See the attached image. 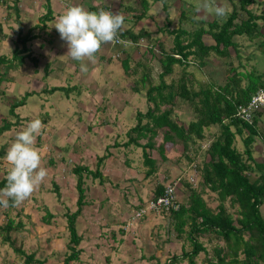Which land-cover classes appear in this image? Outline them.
Listing matches in <instances>:
<instances>
[{"label": "rangeland", "instance_id": "374dc122", "mask_svg": "<svg viewBox=\"0 0 264 264\" xmlns=\"http://www.w3.org/2000/svg\"><path fill=\"white\" fill-rule=\"evenodd\" d=\"M71 1L75 0H19L18 2L21 34L26 33L30 28L32 37L26 40L25 45L30 48L35 60L25 56L20 65L11 69L4 67L1 69L4 77L0 82V117L15 122V125L0 135V144L6 143L8 150L17 133L23 130L31 120L37 118L42 120L45 130L37 138L35 147L41 154L42 166L47 169L48 175L32 196L21 205L11 208L0 206V225H3L8 217L13 221L19 219L23 222V226L10 233V236L15 238L16 245L19 244L25 253L32 252L42 264L64 263V256L70 252L66 247L68 231L64 213L73 211L76 207L75 180H72L74 177L71 174L69 175L72 179L63 180L62 173L54 171L55 164L49 166L45 160L56 154L66 157V154L69 156L68 154L71 153L73 161L80 160V163L90 170L98 168L108 176L83 177L82 187L87 202L81 206L82 213L76 217L74 224L76 233L81 237L76 245L80 251L68 264H165L171 254H180L181 251L189 249L190 244L184 236L185 233L175 236V232L166 225L165 213H146L137 219H130L132 223L130 226L133 228H130L132 231H127L131 235L127 234L122 238L118 231V221H120L119 226L124 224L134 209L129 214L119 199H122L121 195L128 197L134 196L135 193H146L149 196L153 182L158 177L162 179V176L165 177L164 181L169 180L174 186L176 200L185 199L188 192L186 193L185 187L179 184V178L186 179L192 186L196 185L198 174H193L194 163L201 161L202 151L200 150L206 148L216 126L211 125L206 131L204 130V141H194L192 150L196 147L199 149L195 153L192 151L195 155L192 154L189 160L181 156L180 142L172 146L167 145L165 160L159 159L156 149L148 150L150 156L157 159L155 165L160 167L159 171L164 173H161L162 176L152 173L145 181H141L140 178L137 180L131 178L125 171V165L119 161L122 162V158L126 156L127 159L133 160V163L130 162L131 167L141 172V168L137 167L138 161L142 159L141 147L134 144L128 145L125 149L119 148L120 145L111 146V136H115V132L120 129L121 136L118 135V140L123 141L125 139L123 132L133 126L136 121L135 112L147 109L148 103L143 90L139 88L136 92L133 91L132 86L136 79L144 70H147L151 83L156 84L158 81L159 53L153 39L160 40L165 47H168L171 41L167 33L158 30L164 20L161 1L76 0L74 3ZM91 1L98 6L105 5L106 10L110 12L123 14L126 19L122 29L131 27L132 31H138L141 28L149 33L150 38H142L134 45L118 48L104 44L97 53L94 64L87 60L83 62L87 64L88 71L82 72V62L68 55L67 43L61 40L54 24L68 7L76 5L86 9ZM139 1L142 3L146 1L147 10L139 21L133 22L132 15L141 9ZM230 1L237 0H215V3L226 6L229 11ZM256 1L258 3L254 2L248 7H252L254 12L264 10V0ZM70 2L71 4L68 5ZM202 2L203 0H164L170 20L169 27L177 26V17L181 9L187 11L185 13L187 16L195 14L197 17L211 19V16L215 15L211 10L197 11ZM46 11H49L51 16L38 22V17ZM14 16L15 13L8 4L0 5V25L6 36L0 40V53L7 58L11 57V49L14 47L15 34L12 32L17 27ZM259 23L264 26V19H259ZM183 26L189 27L188 24ZM263 34L264 30L261 35L256 36L254 41L248 40L243 35L240 37H242L241 42L246 45L243 50V54L247 56L244 58L246 68L252 69L254 73L261 74L264 78ZM202 39L204 43H212L207 35H204ZM148 48L150 51H147ZM122 50L125 51L124 55ZM118 52L120 54L116 58L115 53ZM124 57L128 65L127 71L123 66L122 58ZM137 61L139 65L135 67ZM218 61V59L213 60L209 66L202 69L188 66L187 70L192 71L195 78L202 82L207 81L209 75L219 81V76L223 74V65ZM178 69L174 66L171 74L164 77L165 80L176 78ZM51 86L61 88L48 91L47 88ZM22 96H24L23 103L14 109L18 118L16 114L13 115L14 117L9 116L8 103L17 101ZM95 111H97L96 114ZM261 113L257 122L260 126L264 124V109ZM179 118L177 122L183 121L185 126L186 113ZM88 122H92L91 126L87 125ZM160 139L161 135L158 133L154 143ZM114 140L118 143L117 138ZM143 141L144 139H139L140 143ZM66 144L70 146L68 151ZM105 144L107 149L101 150L100 146ZM235 146L242 150L241 137H235ZM60 147L64 148L60 149ZM263 150L264 145L260 139H255L251 153L255 161H261ZM89 151L100 154L102 158L98 163ZM163 155L165 156L164 153ZM61 157L55 158V162L59 163ZM1 161L3 168L0 171V178L5 174L3 170L9 171L11 168L6 160V154ZM168 174L171 175L169 179ZM152 179L155 180L152 182ZM54 180L59 183L58 194L53 190ZM204 196L207 199L206 204L213 209L218 202L216 196L212 193ZM148 199L146 196L144 201L147 203ZM33 206L34 208H30ZM226 209L232 212V208L228 205ZM17 210L19 214L16 216ZM47 212L53 217H46ZM259 212L264 217V199L259 206ZM41 217L49 220L42 222ZM153 225H155L154 228ZM110 232L112 235L109 234ZM1 234L3 233L0 230V264H22V255H18L9 244L1 241ZM198 239L204 244L208 255L215 243L223 244L212 235H202ZM203 257V252H199L194 263L205 264ZM176 264H186V261L181 260Z\"/></svg>", "mask_w": 264, "mask_h": 264}, {"label": "trees", "instance_id": "16d2710c", "mask_svg": "<svg viewBox=\"0 0 264 264\" xmlns=\"http://www.w3.org/2000/svg\"><path fill=\"white\" fill-rule=\"evenodd\" d=\"M160 1L164 20L158 30L167 33L171 41L168 47H165L160 40L153 39L159 53L158 81L156 84L151 83L147 70H144L136 79L132 86L133 91L136 92L139 88L143 90L148 103L147 109L135 112L136 121L133 126L123 132L125 135L123 141L118 140L121 136L119 129L112 137V142L115 141L116 144H113L120 145L122 149L130 144L141 147V158L145 167L144 176L147 177L155 170V162L148 150L156 149L159 157L165 159L163 153L167 150V145L172 146L180 142V154L189 160L193 154L192 151L195 153L199 149L196 147L192 150L194 141H204V130L215 125L216 130L211 133L206 148L200 150L202 151L201 161L194 163L193 174H198L196 185L192 186L186 179L179 178V184L185 187L186 193L188 192L185 199L177 201L174 194L171 203L176 205L175 208L169 206L168 210L145 211L143 215L148 212L165 213L167 215L166 225L172 232H175L174 235L178 237L185 233L184 236L190 244L189 249L181 251L180 254H171L166 260L168 264H176L181 260H185L186 264H195V257L199 252H203L202 260L205 264H264V217L259 212V206L264 199V150L261 161H255L251 154L255 139H260L264 145V124L260 126L257 123L264 105L256 110L253 109L248 120L238 113L239 107L245 106L257 89H264L263 76L246 68L244 61L246 55L243 54L246 45L241 42L242 37H240L243 35L248 40L254 41L256 36L263 33L264 26L259 23V19H264V10L254 12L252 7L247 8L254 2L258 3L256 0L230 1V10L226 17L218 18L214 15L208 19L197 17L195 14L187 16L185 14L187 11H183L180 7L177 26L169 27L167 5L164 0ZM18 2L19 0H0V5L8 4L13 9L14 21L17 23V27L12 32L15 34V39L11 57L7 58L0 53V82L4 77V72L1 71L3 67L11 69L20 65L25 56L35 60L30 48L25 45L26 40L32 37L30 28L29 31L21 34ZM139 2L141 9L132 15L133 22L139 21L147 10L146 1ZM100 7V5H92L86 10L98 12L101 10ZM50 16L51 13L46 11L38 17V22ZM186 24L189 27L183 26ZM204 34L211 37L212 43L207 44L202 41ZM119 35L131 41L133 45L139 39L150 38L147 31L141 28L138 31H132L131 27L122 29ZM262 36L264 37V34ZM5 37L0 25V40ZM147 51L150 49L148 48ZM122 52L125 51L122 50ZM125 59L126 57L122 58L124 69L127 71L128 65ZM216 59L223 65V74L219 76V81L209 75L207 81L202 82L195 78L192 71L187 70L188 66L202 69ZM138 65V61L135 62V67ZM174 66L179 68L176 78L165 80L164 77L171 74ZM59 88L61 87L51 86L47 90L54 91ZM23 101L24 96L8 103V115L16 114L14 113L15 107ZM184 113L187 117L185 126H183V121L182 123L177 122ZM16 117L18 118L17 114ZM13 125L15 122L0 117V135ZM158 133L161 139L154 143ZM236 136L241 137L242 150L235 146ZM116 138L118 143L114 140ZM139 139H144V141L140 143ZM69 147L66 144L67 151ZM63 148L60 147V149ZM6 152L7 144L1 143L0 171L3 168L1 159ZM70 154L69 156L66 154V157L56 154L45 160L49 166L55 164L54 171H60L63 180L70 176L69 174L73 175V180H75L76 207L73 211L64 213L68 231L66 247L70 252L64 256L63 264H68L70 260L76 258L80 251L76 245L81 237L76 233L74 224L76 217L82 213L81 206L84 204L83 177L101 175L98 168L90 170L86 165L81 164L80 160L73 161ZM59 157H61L59 163H56L55 158ZM100 158L102 157H96V163ZM126 159L124 156L122 161ZM3 171L5 174L0 178V189H4L7 185L8 171ZM52 183L53 190L57 193L59 183L55 180ZM158 184L152 189L151 199L162 193L165 184ZM210 193L214 194L218 201L213 209L206 204L207 199L204 196ZM225 203L232 208V212L227 211ZM143 205L144 203H138L135 209ZM8 207H13L10 200ZM46 217L52 218L53 215L47 212ZM46 217H41L40 220L48 221ZM22 226L23 222L19 219L13 221L8 217L6 222L0 225L3 233L1 241L9 244L18 255H22V264H42L32 252L25 253L19 244L16 245L15 238L10 236L11 231L18 230ZM202 235H212L223 244L215 243L208 255L204 244L198 239Z\"/></svg>", "mask_w": 264, "mask_h": 264}, {"label": "clouds", "instance_id": "9594fccd", "mask_svg": "<svg viewBox=\"0 0 264 264\" xmlns=\"http://www.w3.org/2000/svg\"><path fill=\"white\" fill-rule=\"evenodd\" d=\"M202 10H211L218 18L228 15L227 7L217 5L215 0H203L197 8L198 12ZM125 19L120 13L70 6L57 18L54 27L61 40L67 43L68 55L81 61V71L87 72V64L83 62L87 60L94 64L102 45L122 43L119 34ZM44 130L42 120L33 119L17 133L8 148L6 160L11 168L7 174V185L0 190V206L8 207L9 200L13 207L21 205L47 177V169L42 166L41 154L35 147L37 138Z\"/></svg>", "mask_w": 264, "mask_h": 264}, {"label": "crops", "instance_id": "0c3cea01", "mask_svg": "<svg viewBox=\"0 0 264 264\" xmlns=\"http://www.w3.org/2000/svg\"><path fill=\"white\" fill-rule=\"evenodd\" d=\"M76 1V0H75ZM75 1H71V2H75ZM71 2L70 3H68V5H70L71 4ZM92 5H97V4H93V1H91V4H89V5H87L86 6V9L88 8V7H90V6H92ZM76 6V5H75ZM108 6V5H107ZM112 7V6H111ZM248 7V6H247ZM101 9H104V10H106V7H105V5H101V7H100ZM204 35H207V34H204ZM203 35V36H204ZM202 36V37H203ZM207 36H209V35H207ZM210 37V36H209ZM211 38V37H210ZM202 39V38H201ZM203 40V39H202ZM212 40V39H211ZM211 42H209V43H207V44H210ZM130 45H132V44H130ZM125 54V52L123 53V55ZM125 58V57H124ZM97 113V111H95V114ZM92 123V122H91ZM91 123L90 122H88V124L87 125H89V126H91ZM112 137H114V136H111V138ZM111 142H112V140H111ZM113 143H115V141H113L112 143H111V145L112 146H115ZM116 144V143H115ZM107 149V144H105V145H102V146H100V149L102 150V149ZM119 148H121V147H119ZM153 149L154 148H151V151H153ZM128 151H130V149H128ZM90 152V154H91V156L92 157H94V158H96V157H98L100 154H98V152H95V151H89ZM158 152V151H157ZM167 150L164 152V154H165V156L163 157V158H165V157H167ZM150 155V154H149ZM158 155H159V153H158ZM151 157V156H150ZM152 158V157H151ZM153 160H154V162H155V164H156V161H157V159H154V158H152ZM159 159L160 160H165V159H162V158H160L159 157ZM131 160V161H130ZM133 160L132 159H126V160H124V161H122L121 162V160L119 161V163H122L123 165H125V171L128 173V175L131 177V178H133V179H135V180H137V179H139L140 178V180L141 181H145L146 180V178L147 177H149V176H147V177H145L144 176V171H145V167H144V164H143V162H142V159L141 160H139L138 161V163H137V167H140L141 168V172L139 171V170H134L132 167H131V165H130V162H132ZM133 163V162H132ZM155 169L156 170H154L153 171V174L154 173H157L156 175L157 176H159V175H161L162 176V174L161 173H164L163 171H159L160 170V167H158V165H155ZM99 170V169H98ZM111 172H114V170L112 171V170H110ZM100 173H101V175H102V177L103 176H108V174H103V172H101L100 171ZM100 175V176H101ZM169 176H171L170 174H168L167 175V178L169 179ZM69 180L70 179H72V177H71V175L70 176H68L67 177ZM73 180V179H72ZM155 179H152V182L154 181ZM165 180V177H163L162 176V179H161V177L159 178L158 177V179H156V181H154L153 182V187H152V189L154 188V187H157V184L159 183V184H162V185H164V184H166V183H168L169 182V180L167 181H164ZM189 180H190V178H189ZM189 182V181H188ZM170 183V182H169ZM158 184V185H159ZM192 185V184H191ZM147 186H148V184H147ZM145 187H146V184H145ZM152 193H153V190H151V193H150V195L148 196V195H146V193H141V194H139V193H135L134 194V196H128V197H126L125 195H121L122 196V199L120 200L119 199V201H120V203L129 211V214H131V212L133 211V209H135V206L138 204V203H143L144 202V198H146V196H147V199L148 198H150V196L152 195ZM179 194H180V192H179ZM72 198H73V196H72ZM85 202H87V200L84 198V204L83 205H85ZM82 205V206H83ZM131 206V207H130ZM148 213H151V212H148ZM154 214H156V213H154ZM145 215V214H144ZM143 216V215H142ZM119 222L120 221H118V231H119V233H120V235H121V237L123 238V236L124 235H127V234H129V235H131V233H128V231L127 230H130V228H133L132 226H130L132 223L130 222V216H129V219H127L126 221H125V223L124 224H122L121 226H119ZM166 224H167V220H166ZM155 227V225H153V228ZM119 228L121 229V230H119ZM130 231H132V230H130ZM110 235H112V233L110 232L109 233Z\"/></svg>", "mask_w": 264, "mask_h": 264}, {"label": "built area", "instance_id": "2783aa9c", "mask_svg": "<svg viewBox=\"0 0 264 264\" xmlns=\"http://www.w3.org/2000/svg\"><path fill=\"white\" fill-rule=\"evenodd\" d=\"M108 11V10H106ZM120 40L122 43H117L115 45L110 44L111 46H120L123 47L125 45L132 44L131 41L125 39L119 35ZM120 52L115 53V57L119 56ZM264 105V89H257L254 95L250 98L249 102L245 106L239 107V115L244 119H249V114L253 109H258L259 106ZM175 191L174 186L170 183L164 185L162 189V193L159 195L154 196L153 199H149L147 203H145L142 207L134 209L130 219H137L139 218L145 211H161L162 209H167L169 206L175 208L176 205L172 204L171 201L173 200ZM168 210V209H167Z\"/></svg>", "mask_w": 264, "mask_h": 264}]
</instances>
